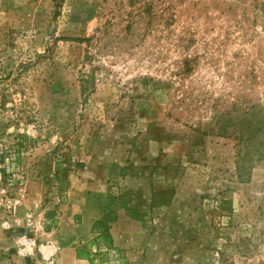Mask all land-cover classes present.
<instances>
[{
  "label": "rangeland",
  "instance_id": "rangeland-1",
  "mask_svg": "<svg viewBox=\"0 0 264 264\" xmlns=\"http://www.w3.org/2000/svg\"><path fill=\"white\" fill-rule=\"evenodd\" d=\"M263 129L264 0H0V264L79 201L122 264H264Z\"/></svg>",
  "mask_w": 264,
  "mask_h": 264
},
{
  "label": "crops",
  "instance_id": "crops-1",
  "mask_svg": "<svg viewBox=\"0 0 264 264\" xmlns=\"http://www.w3.org/2000/svg\"><path fill=\"white\" fill-rule=\"evenodd\" d=\"M114 210L112 213L97 201H79L62 204L45 215L44 227L51 223L52 230L40 234L53 242L57 251L54 264H122V256L130 254L133 242L122 234L126 211Z\"/></svg>",
  "mask_w": 264,
  "mask_h": 264
},
{
  "label": "trees",
  "instance_id": "trees-1",
  "mask_svg": "<svg viewBox=\"0 0 264 264\" xmlns=\"http://www.w3.org/2000/svg\"><path fill=\"white\" fill-rule=\"evenodd\" d=\"M262 131L264 132V129H263ZM122 207H123V208H126L125 204L122 205ZM127 213L130 214V216H131L133 219H137V220L140 219V218H137L134 214H132L131 211H128V210H127Z\"/></svg>",
  "mask_w": 264,
  "mask_h": 264
},
{
  "label": "built area",
  "instance_id": "built-area-1",
  "mask_svg": "<svg viewBox=\"0 0 264 264\" xmlns=\"http://www.w3.org/2000/svg\"><path fill=\"white\" fill-rule=\"evenodd\" d=\"M44 251H45V250H43V253H44ZM50 254H51V255L53 254V252H52L51 250H49V251L46 252V256H50Z\"/></svg>",
  "mask_w": 264,
  "mask_h": 264
}]
</instances>
